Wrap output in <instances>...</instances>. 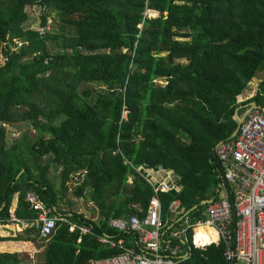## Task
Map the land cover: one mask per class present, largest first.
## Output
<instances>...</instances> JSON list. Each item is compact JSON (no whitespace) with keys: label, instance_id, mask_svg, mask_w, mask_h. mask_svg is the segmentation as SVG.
Segmentation results:
<instances>
[{"label":"trees","instance_id":"1","mask_svg":"<svg viewBox=\"0 0 264 264\" xmlns=\"http://www.w3.org/2000/svg\"><path fill=\"white\" fill-rule=\"evenodd\" d=\"M26 6L40 8L44 30L23 32ZM146 8L159 14L145 16ZM49 18L61 33L47 27ZM14 33L20 45L9 50ZM0 42L6 45L0 65L1 223H8L14 193V216L36 217L23 198L27 189L59 210L52 185L28 164L45 171L37 163L46 154L63 156L75 194L89 188L98 208L97 221L73 211L69 216L89 224L92 234L71 233L57 221L48 242L32 226L0 242H36L35 249L44 248L36 264H87L121 253L101 246L96 236L115 234L107 220L133 214L129 203L146 207L153 196L124 159L135 168L158 161L176 173L182 191L175 198L186 210L202 208L210 197L219 167L213 149L236 130L235 114L245 112L238 97L264 70V0H0ZM258 88L248 102L264 107V82ZM24 116L36 134L29 143L27 128L26 158L12 160L21 142L4 148L6 125L25 122ZM160 197L165 210L173 197ZM23 261L0 252V264ZM180 264L227 263L219 242L193 248Z\"/></svg>","mask_w":264,"mask_h":264},{"label":"built area","instance_id":"2","mask_svg":"<svg viewBox=\"0 0 264 264\" xmlns=\"http://www.w3.org/2000/svg\"><path fill=\"white\" fill-rule=\"evenodd\" d=\"M152 12L156 11L146 8L144 14L152 16ZM124 114L122 107V118ZM215 152L217 184L210 197L200 202L202 208L189 210L175 198L182 191L176 173L158 165L135 168L124 159L123 163L152 188L153 196L146 207L129 203L133 214L110 217L107 226L115 234L96 236L101 246L121 253L94 258L87 264H180L190 257L193 248L219 242L227 264H264V109L250 107L237 135L220 141ZM126 182L131 183V179ZM162 194L173 197L165 210ZM24 200L36 217L29 221L17 218L8 208L7 220L20 229H37L40 241H49L57 221L66 223L71 233L92 234L89 224L71 220V214L47 206L38 192L29 190ZM201 233L205 235L198 239Z\"/></svg>","mask_w":264,"mask_h":264},{"label":"rangeland","instance_id":"3","mask_svg":"<svg viewBox=\"0 0 264 264\" xmlns=\"http://www.w3.org/2000/svg\"><path fill=\"white\" fill-rule=\"evenodd\" d=\"M27 19L21 24L22 30L26 28H37L42 30L41 26V13H40V8L39 7H30L26 6L25 7ZM152 16H157L159 13L158 12H152ZM54 18H49L48 19V26L53 29V33H61L60 29H58L55 25H53ZM18 33H14L11 37H9V42L7 43V46H9V50H15L17 47H19V41H18ZM6 50V45L0 42V65L4 62V52ZM259 77L263 78L264 81V70L262 72H258L255 76L254 79H258ZM251 82H254L253 80ZM90 85L98 90L101 88V84L99 83H90ZM243 95H246V91L243 92ZM244 99L242 98V95L238 97V102L241 103L239 107L240 114L244 112L242 117L246 114V112L250 109L251 105H248V103L243 101ZM255 107V106H253ZM238 115V114H237ZM16 117H20V115H15ZM241 118V117H239ZM24 119V125H27L25 123H28V118L26 116L23 117ZM10 126V128H9ZM7 128V136H6V144L4 148L9 149L16 141L20 139V136L18 133H16L15 127L13 125H9ZM28 130L31 131V136L32 133L36 134L33 132L32 127L27 126ZM23 131V130H22ZM30 135H28V141L31 143L30 138H32ZM22 137V136H21ZM22 148H24L23 140H20ZM25 142V140H24ZM24 149H22L23 151ZM26 150V149H25ZM23 152H16L13 155H10V159L16 160L17 158H21L23 160V154L26 158V151ZM56 160V161H55ZM63 156L62 155H55L53 156L52 154H46L42 155L41 157L38 158V165L40 167H45L46 170L42 171L39 167L33 165L30 161H28V164L31 169V173L35 175H40V179L49 182L55 192L56 197L58 198L57 200V208H60V210H63L64 212L66 211H73L82 214L86 218H90L91 220L97 221L98 220V208L97 205L94 204L93 201L89 199V188L85 189L83 191V194L81 196H78L75 194V185L71 183L70 176L69 178L66 177V174H64L63 171ZM12 224V222H11ZM19 231L21 230L20 228H17ZM7 232H11L10 230H7ZM39 243V242H38ZM36 242L35 243H30V242H14L11 244H8L6 252L10 253H17L18 255H21L24 259L22 264H36L37 262L41 261L43 258V250L37 251L35 249Z\"/></svg>","mask_w":264,"mask_h":264},{"label":"crops","instance_id":"4","mask_svg":"<svg viewBox=\"0 0 264 264\" xmlns=\"http://www.w3.org/2000/svg\"><path fill=\"white\" fill-rule=\"evenodd\" d=\"M254 81V82H251V81ZM246 86L245 90L246 91V95H243V92H242V98L245 100H243L244 102L248 103V105H251V107H253L252 103L253 102H248L250 99H252L256 93L259 91V88H258V85L259 83L261 82H264L263 81V78L259 77L258 79H252ZM262 107V106H261ZM262 109H264V107H262ZM15 124V125H14ZM14 124H12L14 127H15V132L18 133V135L20 136V139L19 140H22L24 139V134L27 132V126H31L29 125V123H25L27 125H24V122L23 121H20V122H14ZM9 125H6V127H8ZM10 128V126H9ZM23 130V131H22ZM33 134V133H32ZM30 135V134H28ZM22 136V137H21ZM31 136V135H30ZM20 142V141H19ZM10 148V147H9ZM20 150L22 151V149H25L22 148V145L20 143ZM24 151V150H23ZM22 151V152H23ZM23 169H21L20 171H22ZM19 174V173H18ZM17 177V176H16ZM29 190L31 189H27L24 191V197L25 198V195H26V192H28ZM16 197H17V194L14 193L12 195V198H11V201H10V205H9V208L12 209L13 211V208L15 206V203H16ZM27 203V202H26ZM59 210L57 211H63V210H60V208H58ZM66 213L68 214H71V211H66ZM24 219V218H22ZM32 219V218H31ZM29 219V220H31ZM27 220V221H29ZM18 226H16L15 224H11V222H8V223H1L0 221V237L2 238H9V237H14L16 234H19L21 231H23V229H21L20 231L17 229ZM27 228V226H26ZM7 230H10L11 232H7ZM11 243H14V242H9V241H3V242H0V252H6V249H7V246L8 244H11ZM25 243V242H24ZM40 250H43L44 251V248H41ZM40 250H37V251H40ZM8 252V251H7ZM10 253V252H8Z\"/></svg>","mask_w":264,"mask_h":264},{"label":"water","instance_id":"5","mask_svg":"<svg viewBox=\"0 0 264 264\" xmlns=\"http://www.w3.org/2000/svg\"><path fill=\"white\" fill-rule=\"evenodd\" d=\"M154 11H155V10H154ZM156 12H158V11H156ZM158 13H159V12H158ZM252 105L255 106L256 108H262L261 106H259V105H258L257 103H255V102H253ZM244 116H245V115H244ZM244 116H243V117H244ZM243 117L239 118V116H238L237 114H235V119H236V122H237V127H236V130L234 131V133L232 134L231 137H235V136L237 135L238 130H239V126H240V124H241V122H242ZM213 157H214L215 160H217L216 152H215V147H214V149H213ZM148 165H149V166H156V165H158V161H153L152 163H149ZM20 172H21V171H20ZM20 172H19V173H20Z\"/></svg>","mask_w":264,"mask_h":264}]
</instances>
